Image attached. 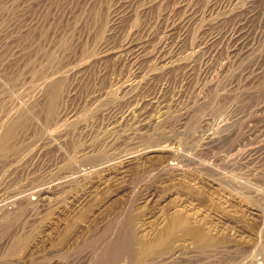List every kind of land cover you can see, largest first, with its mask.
Here are the masks:
<instances>
[{
  "label": "rangeland",
  "instance_id": "374dc122",
  "mask_svg": "<svg viewBox=\"0 0 264 264\" xmlns=\"http://www.w3.org/2000/svg\"><path fill=\"white\" fill-rule=\"evenodd\" d=\"M0 202V264L264 258V0H0Z\"/></svg>",
  "mask_w": 264,
  "mask_h": 264
},
{
  "label": "bare ground",
  "instance_id": "6f19581e",
  "mask_svg": "<svg viewBox=\"0 0 264 264\" xmlns=\"http://www.w3.org/2000/svg\"><path fill=\"white\" fill-rule=\"evenodd\" d=\"M185 9V8H184ZM185 14V13H184ZM188 14V13H187ZM179 21H181V20H179ZM185 25V24H184ZM182 26V25H181ZM211 35V34H210ZM232 38H230L229 39V42L232 44V42H233V48L234 47H238V49H243V46H245L246 44H245V42L246 41H244L242 38H233L234 36H231ZM234 39V40H233ZM213 41V40H212ZM218 44V43H217ZM213 47V46H212ZM211 47V48H212ZM202 48V47H201ZM138 49V48H137ZM217 49V48H216ZM236 49V48H235ZM237 49V50H238ZM161 51V50H160ZM159 51V52H160ZM236 51V50H235ZM151 52V51H150ZM210 52V51H209ZM228 52V51H227ZM230 52V51H229ZM158 55L160 54V53H157ZM168 54V53H167ZM228 54V53H227ZM138 55H139V53H138ZM142 55V54H141ZM148 55V54H147ZM235 55V54H234ZM164 56V54L161 56V55H159V56H157L156 57V59L159 61V62H164L162 59H164L165 60V58L163 57ZM167 56V55H166ZM137 58V57H136ZM156 60V61H157ZM140 61V60H139ZM135 63V62H134ZM201 63V62H200ZM135 65V64H134ZM171 65V64H170ZM165 66V65H164ZM167 66V65H166ZM168 67V66H167ZM160 68H162V67H160ZM135 98V97H134ZM154 100V99H153ZM139 101V100H138ZM141 101V100H140ZM155 101V100H154ZM154 101L152 102V101H148V100H143V101H141V102H138L139 104H137V106H138V108H136V110H137V117H138V119H139V124L141 123V122H146L145 121V119L147 120V118H148V116L150 117V114L152 115V112H154V110H156L157 108H155L156 106H154V104H158L156 101H155V103H154ZM135 107H133V109H134ZM128 110H130V109H128ZM132 110V109H131ZM158 111H159V109H158ZM160 112H161V110H160ZM128 113H134V112H128ZM203 119V118H202ZM208 119V118H207ZM117 120V119H116ZM134 120H135V118H134ZM203 120H205V118L203 119ZM143 122V123H144ZM206 123V122H205ZM204 125H206V124H204ZM201 126V125H200ZM203 126V125H202ZM205 127V126H204ZM136 128V127H135ZM139 128V127H138ZM144 128V127H143ZM149 129V128H148ZM145 130V129H144ZM144 132H146V131H144ZM142 133V132H141ZM120 135V134H119ZM135 135V134H134ZM142 135V134H141ZM212 140V139H211ZM210 141V140H209ZM163 143V142H162ZM171 144V143H170ZM173 145H174V143H173ZM152 146V145H151ZM172 146V145H171ZM125 147V146H124ZM157 147V149L155 150H153V147H143V148H141V149H139V150H137V151H135V152H132V153H129V154H127V155H124V156H122L121 154V156L122 157H116V158H112L111 160L110 159H108L107 161H105L104 163L102 162V164L100 165H97V168L99 169L98 171H102V172H104V173H106V174H108L110 171H115V168H119V169H122L126 164L128 165V164H130V163H132L131 161H133V160H135V159H137V158H139V157H143L144 155H147V154H151V153H156V152H161V153H168V154H170V155H172V156H176L177 155V153H176V151H174V148H172V147H170V146H168V145H166V146H155L154 148H156ZM138 148V147H137ZM120 152V151H119ZM125 153V152H124ZM95 169V168H94ZM94 170H92V172H93ZM117 171H118V169H117ZM123 171V170H122ZM68 172V171H67ZM78 173H77V175H75V173L73 174V173H67L68 175H66V184L68 183V182H70V181H74L75 179H77V178H82V177H84L85 178V176H87V174H89L90 173V171H77ZM86 172V173H85ZM94 173V172H93ZM116 173V172H115ZM96 174V173H95ZM112 174V173H111ZM76 177H75V176ZM113 177V176H112ZM83 179V178H82ZM61 180V179H60ZM79 181V180H78ZM88 181V180H87ZM64 182V181H63ZM59 183V182H58ZM65 183V182H64ZM83 185V184H82ZM54 186V185H53ZM58 186V185H57ZM60 186V185H59ZM65 186V185H64ZM48 187H50V186H48ZM55 188H56V185L54 186ZM46 189L47 188H41V187H38V188H34V190H30L31 191V193L27 196V198H35V197H39V196H41L45 191H46ZM50 189V188H49ZM0 204H1V202H0ZM4 206V205H3ZM3 206L2 205H0V210L3 208ZM259 256H260V254H259ZM173 262V261H172ZM178 262V261H177ZM179 263H181V262H179ZM240 264H264V258L263 257H257V256H250V257H245V258H242L241 259V261H240Z\"/></svg>",
  "mask_w": 264,
  "mask_h": 264
}]
</instances>
